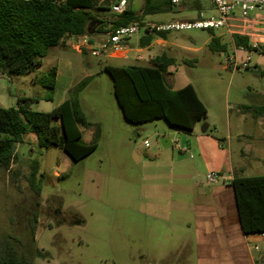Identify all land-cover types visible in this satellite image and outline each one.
<instances>
[{
    "label": "rangeland",
    "instance_id": "rangeland-1",
    "mask_svg": "<svg viewBox=\"0 0 264 264\" xmlns=\"http://www.w3.org/2000/svg\"><path fill=\"white\" fill-rule=\"evenodd\" d=\"M130 3L141 13L143 0ZM255 13L264 18V8ZM95 14L109 29L113 15ZM201 14L217 16L211 0H180L168 13L145 17L190 20ZM224 32L214 31L227 44L224 53L210 51V30L168 34V40L179 46L169 53L176 64L168 71V84L171 88L192 84L208 109L193 131L172 126L164 118L140 124L128 121L117 102L113 79L102 68L106 58L90 55L91 76L86 78L79 69L82 57H75V87L85 81L77 88L78 98L88 120L99 129L98 147L73 162L60 147L41 148L35 134L24 135L11 172L0 171V234L22 237L21 225L12 224L13 217L37 220L34 264H153L178 249V237L192 220L193 184L206 183V175L217 165L212 160L217 151L218 167L242 166L244 176L264 175V120L244 108L264 103V74L229 67L228 59L236 51L232 37ZM103 36L107 39V34ZM140 36L132 37L130 46ZM237 55L239 61L246 59L249 68L258 66L264 72V52L238 50ZM52 64L49 52L39 68L41 74ZM46 93L30 83L29 75L0 77V107H16L19 97ZM55 103L41 98L32 108L50 112ZM205 125L207 133L202 132ZM94 132L95 128L83 129V140L90 143ZM163 138L172 144L164 147ZM177 146L189 147L190 152L181 153ZM34 160L39 162L35 184L41 187L40 195L31 185ZM30 235L28 226L24 240L31 245Z\"/></svg>",
    "mask_w": 264,
    "mask_h": 264
},
{
    "label": "trees",
    "instance_id": "trees-1",
    "mask_svg": "<svg viewBox=\"0 0 264 264\" xmlns=\"http://www.w3.org/2000/svg\"><path fill=\"white\" fill-rule=\"evenodd\" d=\"M143 1L141 13L137 14L129 5L124 13L116 15L111 12L115 0H0V74L13 78L36 73L50 48L60 45L66 37L90 35L89 30L98 22L101 24L96 26L94 35H104L119 26L144 23L146 15L168 13L174 7L171 0ZM197 7L201 9L198 4ZM95 12H110L113 15L109 29ZM210 31L213 33L210 51L226 52L227 44L214 35L213 30ZM167 36L168 33L146 34L141 37L139 45L146 47L155 39H166ZM233 43L236 48L252 50L248 37L236 35ZM83 52L87 53V48ZM175 64L174 57L162 53L152 60L150 66L104 68L113 79L117 102L128 121L140 124L164 118L172 126L193 131L207 115V106L192 84L179 89H173L168 84V70ZM261 74L264 72L261 71ZM56 79L57 67L52 66L34 78L35 85L47 91L43 97H19L16 107H0V171L11 172L17 145L29 133L35 134L39 147L58 146L73 162L82 160L97 149L99 129L88 120L78 98L77 88H82L85 81L74 87L68 98L50 112L32 108V104L41 98L53 101ZM244 108L252 110L255 119L264 120V103ZM85 128H95L90 143L83 140ZM33 162L31 185L40 195L41 187L35 184L39 162ZM15 174L12 172V175ZM232 185L244 232L248 235L264 233V175H234ZM14 220L13 217L12 224L17 222L21 225L19 228L23 235L17 238L11 233L0 234V264H34L37 220ZM28 226L31 229V245L24 240Z\"/></svg>",
    "mask_w": 264,
    "mask_h": 264
},
{
    "label": "crops",
    "instance_id": "crops-1",
    "mask_svg": "<svg viewBox=\"0 0 264 264\" xmlns=\"http://www.w3.org/2000/svg\"><path fill=\"white\" fill-rule=\"evenodd\" d=\"M129 5L133 9L134 4H131L130 0ZM135 12L139 14L140 8ZM256 15L262 17L259 13H255L252 16L255 17ZM162 21L169 20L151 21L147 20L146 17L144 18V22ZM99 25L100 23H97L96 26ZM223 34L226 36L230 35L226 30ZM142 36L137 38V43L134 46H130L128 41L124 45V49L119 53L103 51L96 56L106 58L107 64L102 68L127 65L150 66L155 57L162 53L173 57L169 53L173 51V47L179 48L178 44L168 40V36L166 39H155L149 46L141 47L139 42ZM217 36L221 35L218 34ZM103 37L102 34L92 36L93 43L91 46L94 48L99 46L104 41ZM91 46L87 47V53H84L83 50L76 49L64 39L60 45L49 49L48 53L51 52L53 56V64L50 67H57L56 90L53 99L56 100V103L53 108L64 102L68 98L70 91L76 86L75 77L78 65L75 57H82L81 66L79 67L82 75L86 78L91 76L88 71L92 67L88 60L90 55L93 56ZM234 51H237L236 47H234ZM138 56L143 59H138ZM142 61L146 64H140ZM37 74L41 75L40 69L36 73L29 75L30 83L33 85H35L34 78ZM2 76L4 75L0 74V77ZM262 156L264 158V150ZM219 157L221 155L217 151L212 158L217 165H214L210 171L224 173L227 176H231L232 179L234 175L244 176L241 174L245 171L242 166L240 168L231 166L228 170L218 167ZM205 182L199 181L193 184L192 220L186 224L183 236L178 237L180 240L178 249L169 258L167 256L166 258L154 259L153 264H264V238L261 234L248 235L244 232L232 180L227 185L221 183L211 184L207 180Z\"/></svg>",
    "mask_w": 264,
    "mask_h": 264
},
{
    "label": "built area",
    "instance_id": "built-area-1",
    "mask_svg": "<svg viewBox=\"0 0 264 264\" xmlns=\"http://www.w3.org/2000/svg\"><path fill=\"white\" fill-rule=\"evenodd\" d=\"M171 1L174 6L180 3V0ZM211 4L216 9L217 16L204 18L201 14L200 18L197 19L144 22L119 26L110 30L107 34V39L96 48L90 44V40H92L90 35L72 36L64 39L79 50L91 46L92 55L98 56L103 51L112 53L121 52L124 49V45L138 34H169L173 31H188L193 29L213 31L225 29L232 38L236 35L248 37L252 49L249 51L264 52V18L259 15L252 16L256 10L264 8V0H211ZM128 6L129 0H115L111 7V12L116 15L122 14L128 9ZM238 50L243 52L248 51L245 48H237ZM237 51L228 59L229 67H232L233 70L249 68L246 59L239 61ZM251 56L250 54L249 59ZM138 59L141 60L143 58L138 56ZM145 145L148 146L149 142L145 141ZM178 149L183 153L190 152L189 147L181 148L178 146ZM190 157H193V155L190 154ZM206 180L211 184L221 183L227 185L233 179L224 173L211 171L206 175ZM261 236L264 238V233Z\"/></svg>",
    "mask_w": 264,
    "mask_h": 264
},
{
    "label": "water",
    "instance_id": "water-1",
    "mask_svg": "<svg viewBox=\"0 0 264 264\" xmlns=\"http://www.w3.org/2000/svg\"><path fill=\"white\" fill-rule=\"evenodd\" d=\"M98 23L101 24V22H98ZM95 28H96V26L93 24L92 29L89 30V34L90 35H94L95 34ZM245 72H247V73H253V74H260L261 73V68L258 67V66L253 67V68H247V69H245ZM207 130H208V125H205V127L202 129V132L203 133H206ZM171 144H172V140L171 139H169V138H163L162 139V145L164 147H168Z\"/></svg>",
    "mask_w": 264,
    "mask_h": 264
}]
</instances>
